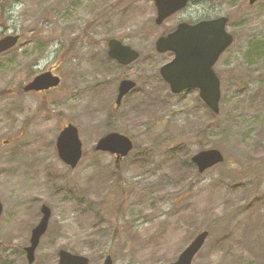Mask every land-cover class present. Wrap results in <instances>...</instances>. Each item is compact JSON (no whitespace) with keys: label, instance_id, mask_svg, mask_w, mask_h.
<instances>
[{"label":"rangeland","instance_id":"1","mask_svg":"<svg viewBox=\"0 0 264 264\" xmlns=\"http://www.w3.org/2000/svg\"><path fill=\"white\" fill-rule=\"evenodd\" d=\"M155 14L150 0H0V37H20L0 54V264H28L41 204L51 215L32 264H55L59 249L89 264H167L202 230L191 264H264V0H194L160 25ZM217 15L234 41L214 66V114L196 90L170 93L158 70L172 55L154 42L179 18ZM109 38L138 58L109 60ZM50 69L57 88L22 91ZM121 78L136 87L115 109ZM67 123L84 152L74 168L55 149ZM109 131L134 142L118 173L94 151ZM210 148L224 160L198 174L190 157Z\"/></svg>","mask_w":264,"mask_h":264},{"label":"water","instance_id":"2","mask_svg":"<svg viewBox=\"0 0 264 264\" xmlns=\"http://www.w3.org/2000/svg\"><path fill=\"white\" fill-rule=\"evenodd\" d=\"M156 8L155 23L160 24L167 16L181 9L189 0H151ZM257 0H248L253 4ZM226 17L199 21L193 25L179 24L176 29L166 36H160L155 41L158 53L172 52L171 61L159 68V74L169 86L173 94L186 89L197 88L198 95L203 103L213 112L218 113L220 97L219 80L213 72L212 66L219 55L231 44L233 38L225 25ZM19 36L7 34L0 38V53L13 48ZM107 56L120 65H128L138 58L139 52L122 44L115 38L107 42ZM59 77L50 71L42 72L24 85L23 90L40 91L59 84ZM136 83L130 79H121L117 87L115 104L118 106L124 95L134 89ZM58 158L65 165L74 168L82 157V144L77 128L69 123L58 133L55 140ZM131 139L118 132H109L101 136L94 145V151L106 152L115 155V162L126 157L132 150ZM198 173L221 163L223 155L218 149L201 150L190 158ZM2 204L0 203V215ZM40 218L30 231L29 244L24 247L28 264L33 263L35 250L39 240L46 232L50 219V209L47 205L40 206ZM208 236L206 230L199 232L189 244L179 253L177 259L168 264H191L196 253L202 248ZM56 264H88V259L79 254H73L59 249ZM102 264H112L110 255H106Z\"/></svg>","mask_w":264,"mask_h":264},{"label":"flooded vegetation","instance_id":"3","mask_svg":"<svg viewBox=\"0 0 264 264\" xmlns=\"http://www.w3.org/2000/svg\"><path fill=\"white\" fill-rule=\"evenodd\" d=\"M188 6V4L184 7V8H182L181 10H179V11H177V12H175L174 14H172L171 16H173V15H175L176 13H179V14H182L183 13V11L186 9V7ZM206 13H208V11H206ZM171 16H169V17H171ZM220 16V15H219ZM168 17V18H169ZM168 18H166V19H164L162 22H161V24L164 22V21H166ZM179 22H193V21H191V20H188V19H186V18H179L178 19V21H177V23L174 25V26H176ZM160 25V24H159ZM173 26V27H174ZM173 27H171L168 31H166L165 33H163V34H167L168 32H170L172 29H173ZM54 89V88H53ZM50 90H52V89H50ZM48 91V90H47Z\"/></svg>","mask_w":264,"mask_h":264},{"label":"trees","instance_id":"4","mask_svg":"<svg viewBox=\"0 0 264 264\" xmlns=\"http://www.w3.org/2000/svg\"><path fill=\"white\" fill-rule=\"evenodd\" d=\"M109 60H110V59H109ZM116 167H117V165L114 167V169H113V170H114V172H115V173H118V171H117V168H116Z\"/></svg>","mask_w":264,"mask_h":264}]
</instances>
